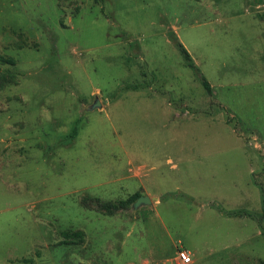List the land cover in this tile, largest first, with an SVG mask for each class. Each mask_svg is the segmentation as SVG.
I'll return each instance as SVG.
<instances>
[{
  "label": "rangeland",
  "instance_id": "obj_1",
  "mask_svg": "<svg viewBox=\"0 0 264 264\" xmlns=\"http://www.w3.org/2000/svg\"><path fill=\"white\" fill-rule=\"evenodd\" d=\"M179 250L264 264V0H0V264Z\"/></svg>",
  "mask_w": 264,
  "mask_h": 264
},
{
  "label": "trees",
  "instance_id": "obj_2",
  "mask_svg": "<svg viewBox=\"0 0 264 264\" xmlns=\"http://www.w3.org/2000/svg\"><path fill=\"white\" fill-rule=\"evenodd\" d=\"M168 35H169V38L171 39V41L178 48L185 64L194 71V73L196 74V76L199 78L202 85L204 86L206 92L208 94H211L212 93L211 84L205 78V76L202 74L199 67L194 62L192 56L190 55V53L188 52L186 47L183 45V43L180 41L177 34L174 31H169ZM139 196H140V193L135 192V193L129 195L128 197H126L124 199H120L118 201H112V200L103 201L99 198H93V199L90 198L92 200L91 207L92 208L94 207L100 211H104L108 214H113L119 210L128 209ZM88 200H89V198H87V197L83 198L84 203H87ZM220 212H223L224 214L229 215V216H243V215L252 216L251 213H248L247 211H240V210L228 211V210L220 209ZM74 234L76 236L77 235L80 236L81 239L83 238L82 233H80V232L74 233Z\"/></svg>",
  "mask_w": 264,
  "mask_h": 264
},
{
  "label": "water",
  "instance_id": "obj_3",
  "mask_svg": "<svg viewBox=\"0 0 264 264\" xmlns=\"http://www.w3.org/2000/svg\"><path fill=\"white\" fill-rule=\"evenodd\" d=\"M97 106H101V102L98 99V97H96L95 102L90 106V108H95ZM156 197H150L147 195H143V196H139L135 202L133 203V206L136 207L140 204H150L152 202V200H156Z\"/></svg>",
  "mask_w": 264,
  "mask_h": 264
},
{
  "label": "built area",
  "instance_id": "obj_4",
  "mask_svg": "<svg viewBox=\"0 0 264 264\" xmlns=\"http://www.w3.org/2000/svg\"><path fill=\"white\" fill-rule=\"evenodd\" d=\"M177 259L181 262V264H190L192 262L191 256L186 250H179Z\"/></svg>",
  "mask_w": 264,
  "mask_h": 264
}]
</instances>
